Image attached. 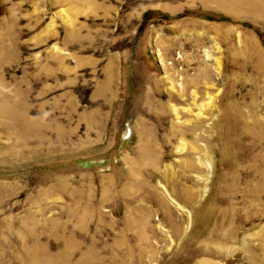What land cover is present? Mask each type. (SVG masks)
Returning a JSON list of instances; mask_svg holds the SVG:
<instances>
[{"label": "rangeland", "instance_id": "1", "mask_svg": "<svg viewBox=\"0 0 264 264\" xmlns=\"http://www.w3.org/2000/svg\"><path fill=\"white\" fill-rule=\"evenodd\" d=\"M262 10L0 0V264H264Z\"/></svg>", "mask_w": 264, "mask_h": 264}, {"label": "bare ground", "instance_id": "2", "mask_svg": "<svg viewBox=\"0 0 264 264\" xmlns=\"http://www.w3.org/2000/svg\"><path fill=\"white\" fill-rule=\"evenodd\" d=\"M252 7H253V6H252ZM252 7H251V8H252ZM262 11H263V10H262ZM263 12H264V11H263Z\"/></svg>", "mask_w": 264, "mask_h": 264}]
</instances>
